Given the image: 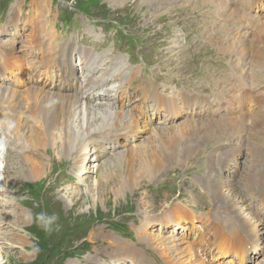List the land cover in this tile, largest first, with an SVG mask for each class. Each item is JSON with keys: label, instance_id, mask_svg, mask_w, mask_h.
<instances>
[{"label": "rangeland", "instance_id": "rangeland-1", "mask_svg": "<svg viewBox=\"0 0 264 264\" xmlns=\"http://www.w3.org/2000/svg\"><path fill=\"white\" fill-rule=\"evenodd\" d=\"M14 1L0 0V31L6 29L9 35L15 32L12 24L8 22V12L13 7ZM169 1L146 0L137 7L133 0L123 5H111L107 0H51L50 3L52 10L49 13V20L55 22L56 31L55 40L52 42L61 44L70 42L77 51L89 50L101 60L95 68L97 73H101L107 61L111 59L120 67L126 68L132 74L133 78H130L132 82L122 83L120 80L118 85L130 94L131 106L135 105L134 101L138 94L136 92L142 88L151 87H157L158 91L176 103L182 96L193 100L189 109H182L178 117L165 124V113L160 112L155 118L149 117V114L155 110V106L152 100L145 98L139 111H136L141 120L140 140L145 139L144 141L152 136L153 129H165L179 121L189 119L188 121L208 122L207 120L219 117L232 118L226 115L220 99L224 92L220 88L222 84L233 87L235 93H245L244 109L241 110L235 105L238 112H235L234 116H238L241 111L249 113L259 105L264 106V22H261L263 40H260L258 45L262 42L263 44L260 48L253 46L257 38H255V26L252 25L258 21L256 15L264 14V9H258V7L249 9L246 6L248 0H241L243 6L239 16L234 17L227 6L229 2L237 4L235 0ZM21 2L20 14L24 18L30 9L31 0H21ZM246 12H248L247 15ZM5 15L6 18H3ZM28 25L31 28L30 22ZM27 29L22 26L17 29L18 39L14 41L17 43L12 42L17 53L24 48L25 40L22 39V35L27 34L25 32ZM251 29L253 31L250 33ZM119 31H123L126 40L119 37ZM131 37H135V42H129ZM15 38L16 36L13 37ZM3 42L11 41L6 39ZM255 49L259 51L256 54L253 53ZM20 55L23 56V54ZM253 75H255L254 82H248L247 77ZM10 78L12 75L2 80L11 86L21 84V82L10 81ZM111 84L113 85V81L107 82V86ZM123 102V96L118 92L114 91L111 95L107 92V97L91 103L90 109L91 112L94 110L92 113H95L96 107H101L100 103H102L103 106L117 111L121 106L125 107ZM94 105L97 106L93 109ZM179 107L181 108V105ZM96 114L99 118H103L99 116V113ZM107 119L106 113L105 124L104 121L102 123L98 120L99 124L93 125L89 132L80 136L81 141L88 145L89 158L86 161L88 168L85 172H82L80 163H75L76 149L71 152L73 157L71 160H62L54 156L51 143L46 145L47 149L42 147L34 149L29 145L16 142L13 137L8 140L0 128V138H4L6 144L5 151H2L3 157L0 158V214L4 219L0 223V235L2 237L4 232L5 239H11L10 244H3L0 240V264H121L125 255H133L140 260L145 259L148 264H163L160 258L163 256L161 249L154 245L151 237L153 239L161 236L173 237V241L178 245L179 241L186 237L189 228L184 227L174 235L168 233L170 228L166 230L167 224L161 226L156 224L155 220L149 219L156 218L162 210L166 211L175 207H182L193 212L196 215L194 219L198 221L197 227L204 230L205 225L200 224L201 220L198 219H202L199 216L201 213L205 217L212 218L216 216V210L226 209L227 218L232 223L242 226L254 237L261 238L264 229L258 231L260 227L257 225V219H264L262 216L249 209L252 215L251 221H253L251 223L258 227L255 234L243 227V217L236 212L233 213V210L226 206L227 201L221 205L212 203L209 194L211 188L208 187L205 191L202 183H198L205 173L214 174L215 170L224 168L226 164L228 171L223 173L225 180L224 178L222 180L231 184H227L226 188L237 189L241 199L243 195H248L249 186L255 184L249 179L252 168L256 171L263 169L259 178L262 183L264 134L258 127L250 130L255 132L257 141H252L245 132L243 133L245 129L238 132L239 134H233L235 130L232 131V129L220 130L214 137L204 139L199 148H194L195 151L192 150L186 166L168 163L165 171L159 169L156 173V169L151 180L143 174L138 175L141 182L137 187L126 192L120 200H116L117 194L112 189L111 178L114 176L113 173L116 175L118 172L113 168L124 163L119 164L114 154L130 148L128 140L131 134L126 129L118 127L126 121L120 119L116 112L109 116V120ZM115 120L118 125L114 127ZM248 122L246 120L247 125ZM207 126L209 125L203 126L200 131L204 132L210 127ZM60 130L61 127L57 126L53 131ZM200 134L191 132L189 139L196 138ZM258 139H261V142ZM136 141L135 144L139 142ZM189 142L194 144L193 140ZM135 144L133 147L137 149L138 144ZM236 144L237 148L233 146ZM252 145L259 150L257 153L251 150ZM28 147L32 149L31 152L28 151ZM18 153H25L35 160L46 162L49 168L46 176L41 180L30 179L17 184L15 181L17 171L13 170H16L14 168L19 159ZM261 153L262 156L258 157L257 154ZM136 161L139 162V159ZM6 163H9L13 170L4 169ZM95 166L98 167V171L92 172ZM227 173L233 175L229 176ZM241 173L242 180L246 179L249 184L245 181L244 184L241 182ZM70 192L78 194L73 198ZM263 198L264 196H261L260 200L263 201ZM12 201L14 203L16 201L17 205L25 207L30 213L27 214L28 217L30 216L29 224L20 228L21 233L29 235L32 240L31 246L26 248V255H23L24 248L17 243L18 228L13 227L11 223L14 219L12 214L15 213L16 208ZM243 203L249 206L246 200H243ZM146 215L153 217L146 218ZM181 216L185 220V213ZM117 224L119 230L124 226V231L117 232ZM210 229V226H207L208 233ZM206 237L209 240V235ZM119 240L135 246L138 255L135 256L133 251L118 253L114 246L118 245ZM262 240L260 245L264 249V237ZM178 250L179 247L171 248L174 253ZM182 252L178 254L182 256ZM183 258L190 257L183 255ZM231 259V257L225 258L227 264H238L236 260L232 262ZM258 262L264 263V253L258 257L252 254L246 259L245 264Z\"/></svg>", "mask_w": 264, "mask_h": 264}, {"label": "bare ground", "instance_id": "bare-ground-1", "mask_svg": "<svg viewBox=\"0 0 264 264\" xmlns=\"http://www.w3.org/2000/svg\"><path fill=\"white\" fill-rule=\"evenodd\" d=\"M107 1L111 3V5H123L129 0ZM144 1L146 0H133L136 7L141 6ZM235 1L238 5L229 3L227 9H231L232 15L237 17L239 16L243 4L241 0ZM50 3L51 0H31L30 9L25 14V17L21 18V20L19 17L21 8L19 5L22 4L21 0H16L12 3L14 5H12L13 7L11 9H9L8 20L12 23V26H14L16 30L20 29V26L28 28L25 31L27 34L22 35V39L25 41L23 42L24 48L20 51V53H17L12 43L18 39L16 34L8 35L6 33V29H3L0 34L1 62L4 63L0 70V128L6 134L8 139L13 137L16 142L27 146L29 145L34 149L40 147L45 148L47 144L51 143L53 145L54 156L61 158L62 160H71L73 158L71 156V152L76 149L77 158L75 163H80L82 172H85L88 168L86 163L89 158V153L87 152L88 145L81 141L80 136L89 132L93 125L96 126L98 120H101L102 123L104 121L105 124L106 113L108 117L107 120H109V116H112L113 113L116 112L117 115L120 116V119H124L126 122L122 125H118L117 120H115V124H113L114 127L118 125V127L126 129L127 132L131 134V138L128 140L131 145L130 148H125L127 149L126 151H119L114 154V158L119 164L124 163L123 165H118L113 168L117 170L118 174L115 175V173H113L114 176L111 178L112 189H114L116 191V193H114L117 194L115 198L116 200H120L126 192L135 189L138 183L141 182L138 175L143 174L148 180H151V177L154 175V171L156 169V173H158L159 169L165 171L167 169L165 167L168 163H173V165L175 164L183 167L186 166L187 161L190 160L189 156L192 150L195 151L194 148H199V145L204 141V139L207 140L208 137H214L217 132L224 128H231L232 131L236 129V131H233V134L245 129L243 130V133L245 132V134H247L252 141H257V138L255 132L250 130L258 127L264 134V106L259 105L257 108L250 110L249 113L244 112L240 114L238 118L232 117L225 119L223 117H219L218 119L207 120L208 122L196 121L193 119V121H188L189 119L179 121V123L168 126L165 129H153V133L151 134L152 136L150 135L151 137L148 136L149 138L146 141H144L145 139L140 140L142 136L139 135L142 132V130H140L141 120L136 111H139L145 98L154 102L155 110L149 114L150 117L155 118L160 112L165 113V124L170 123L173 118L178 117L182 111L180 110L179 105L186 108L190 103L189 99L182 96L179 99L180 102L175 103L167 99L160 91H158L157 87H152L145 88L140 92H137L138 94L136 95V99L134 101L135 105L131 106L132 100L130 94L126 92L122 86L118 85L120 80L124 83L130 78H133L131 77L132 74L129 73L126 68L120 67L118 64L112 62L111 58H107L111 60L107 61L105 68L101 73H97L95 68L101 63V60L97 59V57L90 53L89 50L77 51L74 47L69 45V42H65L64 45H61L60 42L57 44L56 42H52L55 40L56 31L55 22L49 20V13H51L52 10ZM246 6L249 9L251 7L264 9V0H248ZM152 8H154V6ZM245 14L247 15L248 12ZM256 18L258 21L252 25L255 26V38H257V41L253 42V46H259L260 48L263 44L262 42L258 45L259 41L263 40V38H261L263 31L261 30V22H264V14H258L256 15ZM28 22H30L31 28L29 27ZM14 36H16L15 39H13ZM6 39L11 42H3ZM15 43L17 42H14V44ZM256 52L258 53L259 51L255 49V52L253 53L256 54ZM20 54H23V56ZM77 55L78 64H75V57H77ZM257 57L260 59V56L257 55ZM79 71L80 75H78ZM8 74L9 76L7 77ZM10 75H12L10 81L14 83L21 82V84H17V86L6 84L2 79H7ZM247 80L249 82H254L255 75L247 77ZM111 81H113V85L111 84V86H107V82L111 83ZM92 87L99 89L95 91L96 93H94L91 91ZM101 87L104 91H110L109 95L115 91L118 92L119 95L123 96V104L125 107L121 106L119 110L115 111L110 109L108 106H103L104 104L100 103L102 106L99 108L96 107L95 113H92L94 110L91 112V103L107 97L105 92L101 91ZM97 105H94L93 109ZM96 113H99V116H103V118H99ZM246 120L249 121L248 125ZM205 125H209L210 127L207 126L209 128H205L206 130H204V132L202 131V133L200 129ZM57 126H60L61 130L59 132L55 131V133L53 130ZM147 129L150 130V128ZM191 132H194L195 134L202 133L200 134L202 137L198 136L196 138L189 139ZM192 135L194 134L192 133ZM89 136H91V134ZM144 138H146V136ZM136 139L139 142L135 144ZM190 140H193L194 144L190 143ZM55 141L56 143H54ZM134 144H138L137 149L133 147ZM179 145L181 147H179ZM30 147H28L29 152L32 151ZM140 147L142 149H140ZM251 150H254L256 153L259 151L255 145H252ZM211 153L210 155H212ZM18 156L19 159L16 161L14 168L16 170L11 169L9 163L4 165V169L6 168L8 171H17L15 176L17 184L30 179L32 181L41 180L46 176L47 170L49 171L46 162L35 160L25 153L19 154ZM257 156H262V153L260 155L257 154ZM0 158H2L1 154ZM137 159H139V162L136 161ZM226 165L224 168L220 167L215 170L214 174L208 173L207 175L205 173L202 176V180H198V183H202L205 191L208 187L211 188L209 194L211 195L212 203L221 205L227 201V205L226 203L225 205L233 210V213L236 212L239 216H242L244 224L246 223L248 225L243 224V227L248 228L256 234L258 227H260V229L258 228V231L264 229V219H257L258 227H256V225L251 223L253 221H251L250 216L252 215L250 210L264 218V198L263 201L260 200L261 196H264V179L262 183L259 181V178L263 173V169L259 171H256L254 168L251 169L249 179L251 182L254 181L255 184L251 187L249 186V193L248 195H245L248 197L246 198L243 195L241 199V197H239V193L236 191L237 189L226 188L227 184L231 185L229 182L224 181L225 178L223 173L228 171V167ZM93 171H98V167L96 168L95 166V169L92 170V172ZM227 174L229 176L233 175L232 173ZM222 178H224V180H222ZM242 179L243 174L241 176V180ZM244 181L247 182L246 179L241 182L244 184ZM234 185L235 183L233 186ZM18 192L20 193V190ZM70 193L73 198L78 194L77 192ZM243 200L247 201L249 205L248 207L245 203L242 204ZM13 205L16 208L15 213L13 212L12 214L14 215V219L13 221L11 220V223L13 224V227L18 228L16 232L18 235L17 243L24 248V250H22L23 255H26V248L31 246L32 240L29 235L21 233L20 228L29 224L30 216H27L29 210L25 207L17 205L16 201L15 203L13 202ZM225 210H216V216L212 218L210 217L208 222H206V229L207 226H211L209 233L206 230L205 234H201V231L197 230L196 227L191 232L194 237H206L209 235L210 239L206 246V255L208 256L207 263L225 260V258L231 257L232 262L236 260L238 264H245L246 259L250 258L252 254L256 257L262 255L264 253V249L260 244L263 242L262 238L264 237V234H262V236L260 235L261 238L254 237L252 234L244 230L242 226L232 223L227 218L228 214ZM183 213H185V220L182 219L183 217L181 216ZM148 216L153 217L152 215H146V218H148ZM194 216L196 217V215L188 209L175 207L166 211L162 210L157 217L154 216L156 218L149 220H155L156 224L161 226L164 224L172 225L174 229L179 230L182 228L183 224L193 225ZM199 216L203 218L204 214L201 213ZM1 220L4 219L0 214V223ZM173 220H175V222H172ZM200 224H202V222ZM3 233L4 232H2V237L0 235V240L3 244H10L11 239H5ZM173 239V237L169 238L167 236L157 237V239H153V237H151L154 245L161 249V254L164 256L163 260L165 261V264L201 263L198 253L190 247L191 242L179 241L177 245ZM160 244H162V246ZM181 244L182 246L180 247ZM247 245H250L248 250ZM173 246L177 248L179 247V250L177 252L175 251L176 253L171 251V248H174ZM114 247H116L118 253H130L133 251L135 256L138 255V250L134 249L132 245H128L123 240ZM180 251H183L182 256L178 254ZM183 255L189 256L190 258L185 259L183 258ZM122 261L129 264H137V259L136 257H133V255L123 256ZM123 262L121 264H124ZM258 263L264 264L262 262Z\"/></svg>", "mask_w": 264, "mask_h": 264}, {"label": "trees", "instance_id": "trees-1", "mask_svg": "<svg viewBox=\"0 0 264 264\" xmlns=\"http://www.w3.org/2000/svg\"><path fill=\"white\" fill-rule=\"evenodd\" d=\"M27 188H28V187H27ZM27 188H26V189H27ZM34 188H35V187H34ZM27 190H28V189H27Z\"/></svg>", "mask_w": 264, "mask_h": 264}]
</instances>
